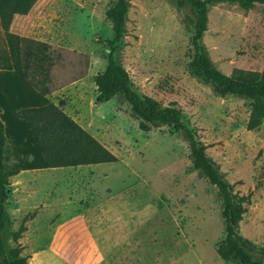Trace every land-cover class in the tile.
Wrapping results in <instances>:
<instances>
[{"label": "rangeland", "instance_id": "rangeland-1", "mask_svg": "<svg viewBox=\"0 0 264 264\" xmlns=\"http://www.w3.org/2000/svg\"><path fill=\"white\" fill-rule=\"evenodd\" d=\"M115 0H40L16 24L22 37L50 47L51 93L41 97L12 70H0L3 169L8 178L5 248L17 241L28 264H230L215 248L224 237L216 191L193 168L182 133H144L121 95L95 105L92 78L112 39L105 10ZM125 34L111 59L129 87L161 107L173 105L205 146L233 193L248 196L240 236L264 252V123L246 130L249 101L215 96L188 73L195 13L172 0H129ZM201 47L223 75L260 72L264 63V5L208 7ZM3 61L5 58L2 59ZM47 100V101H46ZM64 102L63 112L106 148L114 163L48 169L13 111Z\"/></svg>", "mask_w": 264, "mask_h": 264}, {"label": "trees", "instance_id": "trees-1", "mask_svg": "<svg viewBox=\"0 0 264 264\" xmlns=\"http://www.w3.org/2000/svg\"><path fill=\"white\" fill-rule=\"evenodd\" d=\"M178 8L185 4L195 13L193 34L190 38L192 57L188 65L189 75L206 85L217 97L234 96L249 101L246 130H253L264 123V63L260 72L232 70L226 76L213 67L201 47V37L206 31L208 7L216 5L236 6L248 12L254 5H264V0H172ZM37 0H0V28L13 72L41 96L51 93L49 83L53 57L50 47L30 38L18 36L9 31L15 15L25 16ZM129 0H115L104 12L110 24L112 39L107 42L109 52L106 64L100 73L92 78L95 87V105L108 102L121 95L129 106L130 116L138 121V129L147 133L160 127L170 128L173 133H182L188 142L189 158L192 166L212 185L220 203L224 237L215 248L220 260L230 264H264V252L257 250L247 239L240 236L238 224L249 203V197L233 193L231 186L220 173L217 165L206 156L205 146L194 139V135L181 121L180 110L169 105L161 107L148 97H139L129 87L126 71L111 59L116 43L125 34ZM64 102L56 105L47 103L42 107L23 108L14 116L23 121L27 131L37 146L44 165L48 169L76 168L114 163L116 158L61 109ZM0 121V264H28L22 256L17 241L25 231L21 223L11 233L15 246L5 248L1 232L7 224L4 212L9 197L8 178L16 171L3 169V149L5 137Z\"/></svg>", "mask_w": 264, "mask_h": 264}, {"label": "crops", "instance_id": "crops-1", "mask_svg": "<svg viewBox=\"0 0 264 264\" xmlns=\"http://www.w3.org/2000/svg\"><path fill=\"white\" fill-rule=\"evenodd\" d=\"M40 0H37V2L32 6V8L30 9V11L28 12L27 15L25 16H19V15H15L11 21V24L9 26V31L13 34H16L18 36H21L20 33H17V28H16V24L17 22L19 21H22L24 19H26L30 14L31 12L33 11V9L36 7V5L39 3ZM5 58V60L3 61L2 59ZM1 68H5V70H9L10 69L12 70L11 68V64H10V61H9V57H8V53H7V48H6V45H5V41H4V37H3V34H2V31H1V28H0V70ZM13 72V70H12ZM14 73V72H13ZM14 75H16L14 73ZM17 76V75H16ZM18 77V76H17ZM19 78V77H18ZM20 79V78H19ZM21 80V79H20ZM24 82V81H23ZM25 83V82H24ZM26 84V83H25ZM27 85V84H26ZM28 86V85H27ZM29 87V86H28ZM31 88V87H30ZM32 89V88H31ZM33 90V89H32ZM35 91V90H34ZM36 92V91H35ZM37 93V92H36ZM38 94V93H37ZM39 95V94H38ZM41 96V95H40ZM41 97H48V96H41ZM47 101V100H46ZM49 103V102H48ZM44 106V105H42ZM41 106V107H42ZM31 108H37V107H31ZM18 111V110H17ZM16 111H13V114L15 113ZM1 113V111H0ZM18 119V118H17ZM20 120V119H19ZM22 121V120H21ZM23 122V121H22ZM2 123V122H1ZM24 124V123H23ZM3 125V124H2ZM25 125V124H24ZM26 127V126H25ZM4 129V127H3ZM4 131V130H3Z\"/></svg>", "mask_w": 264, "mask_h": 264}]
</instances>
